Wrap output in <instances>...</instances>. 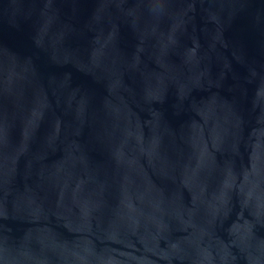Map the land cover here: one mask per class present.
Listing matches in <instances>:
<instances>
[{
  "label": "water",
  "instance_id": "obj_1",
  "mask_svg": "<svg viewBox=\"0 0 264 264\" xmlns=\"http://www.w3.org/2000/svg\"><path fill=\"white\" fill-rule=\"evenodd\" d=\"M0 264H264V0H0Z\"/></svg>",
  "mask_w": 264,
  "mask_h": 264
}]
</instances>
